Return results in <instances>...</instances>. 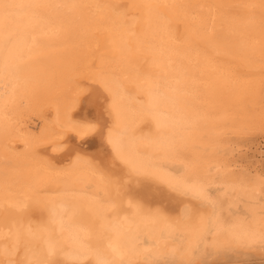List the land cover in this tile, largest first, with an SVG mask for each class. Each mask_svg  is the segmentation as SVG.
<instances>
[{"label":"bare ground","instance_id":"bare-ground-1","mask_svg":"<svg viewBox=\"0 0 264 264\" xmlns=\"http://www.w3.org/2000/svg\"><path fill=\"white\" fill-rule=\"evenodd\" d=\"M243 101L264 109V0H0V264L260 245L212 194Z\"/></svg>","mask_w":264,"mask_h":264},{"label":"rangeland","instance_id":"rangeland-1","mask_svg":"<svg viewBox=\"0 0 264 264\" xmlns=\"http://www.w3.org/2000/svg\"><path fill=\"white\" fill-rule=\"evenodd\" d=\"M242 104L244 107H238L244 110L241 111L242 113H246L241 116L240 110H238L239 112L237 111L236 114L234 112L236 109H234L230 112V114L235 116L232 117L231 115V119L235 118L230 121L232 123H221L222 127L219 125L221 128L214 127L211 131L215 130L214 132L219 136L211 137L210 140L207 139L208 144L211 142L209 145H219L217 146L218 148L215 146L213 149L221 151V153L213 154L211 157L212 162L214 163L216 161L220 169L210 176L216 177L215 175H219L220 177L214 182H225L228 183V185L234 186L229 192V195L222 194L220 192L221 187H216V190L212 191V194L221 218H223L226 223H231V221L236 219L240 222L253 224L252 227L255 224L260 230L261 239L263 237L262 240L264 241V230L261 229L264 226V109L260 107L257 101L249 103L252 105H259H255L254 110L248 108L250 105L247 102L243 101ZM245 104L249 106L246 105L247 107L245 108ZM32 120L38 125L35 118ZM233 122H235V124ZM181 153H183L181 154L183 159L192 161V155L188 151L186 152L183 150ZM208 162L211 163L210 159ZM217 164L216 166H218ZM253 188L258 189L259 192L256 190V192H253ZM251 197L253 198L250 199ZM219 207H221V209ZM261 239L259 241L262 242ZM261 242L258 243L260 245H255L256 248L253 246L254 243L251 244L252 248L250 247L251 245L243 246L242 249L229 250V252L227 251L225 254L224 252H222V254L218 253L219 255L207 249L200 259L195 258V260L190 261V263H183L174 258L176 261L172 259V261L159 264H264V242Z\"/></svg>","mask_w":264,"mask_h":264}]
</instances>
